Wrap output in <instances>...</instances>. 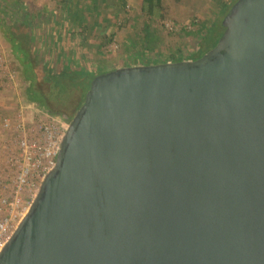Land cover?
Returning a JSON list of instances; mask_svg holds the SVG:
<instances>
[{
  "label": "water",
  "instance_id": "95a60500",
  "mask_svg": "<svg viewBox=\"0 0 264 264\" xmlns=\"http://www.w3.org/2000/svg\"><path fill=\"white\" fill-rule=\"evenodd\" d=\"M222 26L93 77L0 264H264V0Z\"/></svg>",
  "mask_w": 264,
  "mask_h": 264
},
{
  "label": "rangeland",
  "instance_id": "374dc122",
  "mask_svg": "<svg viewBox=\"0 0 264 264\" xmlns=\"http://www.w3.org/2000/svg\"><path fill=\"white\" fill-rule=\"evenodd\" d=\"M161 2V15L150 17L141 9L142 0H0V21L25 24L32 37L31 68L26 69L0 29V142L2 119L15 116L21 103L32 104L25 95L29 74L49 60L93 75L100 66L113 70L134 64L129 46L152 62L177 51L188 57L198 50V26H209L217 13L213 0ZM144 25L155 39L142 50ZM7 71L14 72V77L7 78ZM73 93L82 104L83 89Z\"/></svg>",
  "mask_w": 264,
  "mask_h": 264
},
{
  "label": "built area",
  "instance_id": "2783aa9c",
  "mask_svg": "<svg viewBox=\"0 0 264 264\" xmlns=\"http://www.w3.org/2000/svg\"><path fill=\"white\" fill-rule=\"evenodd\" d=\"M13 77L14 72L7 71V78ZM69 124L62 114L51 113L35 103H21L15 116L2 119L0 251L28 212L43 179L54 168Z\"/></svg>",
  "mask_w": 264,
  "mask_h": 264
},
{
  "label": "trees",
  "instance_id": "16d2710c",
  "mask_svg": "<svg viewBox=\"0 0 264 264\" xmlns=\"http://www.w3.org/2000/svg\"><path fill=\"white\" fill-rule=\"evenodd\" d=\"M235 1L237 0H213L214 4L217 6V13L215 14V17L209 26H205L203 23L198 26L201 43L198 47V50L189 54L188 57L180 55V53L177 51L171 53L162 60L152 62L147 57H142L140 54H138L137 52L139 51L136 47L129 46L127 50L132 47L133 50H131L134 52L132 60L134 64L132 65H149L167 61H180L184 59L194 60L201 57L203 54L211 50L221 38L224 27L220 24V20L223 19V17L227 14ZM162 8L161 0H142L141 3L142 11L150 17L161 15ZM80 19L84 21L83 17ZM3 22L4 21H0V29L3 32L6 40L12 45L14 52H16L18 57L20 56L22 62L29 65V61L31 59L29 51L32 37L24 28L26 25L22 23H20L21 26L17 24L8 25L7 23ZM144 37L145 41L140 44V48L142 50L147 48V42H151L155 39V36L149 32L148 25H144ZM33 61L36 62L38 59L33 58ZM35 69L36 70H33L29 78H34V84L27 88L25 93L26 99L30 102H36L37 105L48 109L51 113L64 112L69 109H73L72 111H77L81 104H78V96L75 97L73 91L76 89L78 90V88H82L83 92L86 93L93 77L112 70H105L100 66L93 75H90L83 70H71L57 62L55 63V61L50 62V60L42 67L38 66ZM36 88H38L37 90H42L46 95L44 99L38 96L39 92L35 90Z\"/></svg>",
  "mask_w": 264,
  "mask_h": 264
},
{
  "label": "flooded vegetation",
  "instance_id": "af4514ba",
  "mask_svg": "<svg viewBox=\"0 0 264 264\" xmlns=\"http://www.w3.org/2000/svg\"><path fill=\"white\" fill-rule=\"evenodd\" d=\"M38 88H36L35 90L38 91L37 93L39 94L38 96L42 99H44V97L46 96L42 90H37ZM44 108V107H43ZM46 109V108H45ZM48 110V109H47ZM73 109H69V110H66L64 112H58V113H55V114H62L63 116H65L66 119L68 120H71L72 117L74 116V114L76 113V111H72ZM74 112V113H73Z\"/></svg>",
  "mask_w": 264,
  "mask_h": 264
},
{
  "label": "crops",
  "instance_id": "0c3cea01",
  "mask_svg": "<svg viewBox=\"0 0 264 264\" xmlns=\"http://www.w3.org/2000/svg\"><path fill=\"white\" fill-rule=\"evenodd\" d=\"M12 49H13V47H12ZM25 65V68L26 69H29V68H31V66H30V64L28 65V64H24ZM140 65V64H139ZM129 66H134V65H129ZM32 72H33V70L31 71V73L29 74V76H31V74H32ZM29 73V72H28ZM28 79H29V77H28ZM29 81H30V85H32V83L34 84V78L32 77V79H29ZM31 103H36V102H31Z\"/></svg>",
  "mask_w": 264,
  "mask_h": 264
}]
</instances>
